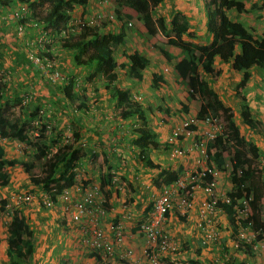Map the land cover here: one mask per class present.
I'll list each match as a JSON object with an SVG mask.
<instances>
[{"label":"trees","instance_id":"1","mask_svg":"<svg viewBox=\"0 0 264 264\" xmlns=\"http://www.w3.org/2000/svg\"><path fill=\"white\" fill-rule=\"evenodd\" d=\"M118 5L125 8L127 18L136 17L142 22L148 34L157 32V27L152 16V9L163 0H116ZM203 4L206 31L210 34V41L207 44H200L194 41L195 34L189 30L188 20L185 15L180 12L173 13L169 28H162L164 44L177 47L184 53L188 65V76L186 86L188 88V96L191 99L199 100L203 110L197 112L196 117L203 119L211 116L221 124L220 133L206 143L207 165L214 167L219 172H225L227 162L229 168L230 189L225 195L229 198V203L217 200L218 207L227 215L232 233L236 232L235 217L237 213L235 208L241 206L239 197L251 193V200L248 202L249 211L245 217L239 216L237 222L246 228L252 229V218L257 211L262 209L264 205L260 203V198L264 194L261 190L258 172L255 165L259 159V149L255 142L246 139L240 134L238 126L234 122V114L229 111L218 94L208 82L203 78L202 73L216 78L220 75L221 69H212V65L217 59L228 63L233 71L244 72L242 79L233 89V96L239 102V115L243 123L249 127L254 135L264 133V123L261 119L253 116L247 99L242 95L241 91L247 82L248 72L251 68H264V31L259 32L253 27L246 26L240 21H236L230 17V11L237 14L250 13L253 10H262L264 8V0L260 6L251 3L248 10L243 9L236 0H201ZM22 3L37 8V11L44 13L43 29L49 34L57 36L65 27L69 18V12L78 5H87V0H0V6L6 9L7 6ZM201 4V3H200ZM30 8V7H29ZM261 15V14H260ZM259 15V16H260ZM116 19L121 20L119 11H116ZM39 21L31 14L25 16L19 22ZM78 30L79 36L70 44L68 40L57 38L56 42L60 43V47L73 51V62L84 68H89V73L98 76H104L106 69H114L119 66L130 80L140 82L142 80V72L148 64V59L139 51L126 54L122 51V56L126 62L117 63L115 54L117 49L124 44L125 34L114 32H103L99 25L93 27H80V24H73L71 30ZM184 36L189 39L185 40ZM74 34L67 31V38L72 39ZM90 50V54L87 52ZM162 55L167 57L165 51L160 49ZM93 71V72H91ZM93 73V74H92ZM89 75V76H90ZM88 76V77H89ZM90 77V78H91ZM110 79V74L106 75ZM162 76L156 72L151 73L150 86L157 88L159 82H162ZM106 86V85H105ZM62 97L70 104L75 101L81 102L85 96L80 95V91L76 92L71 80L55 86ZM108 90H113V100L115 104L114 119L124 120L132 116H137L140 120H144L143 110L140 104L131 101V92L128 88L116 90V86H106ZM82 91L84 88L81 86ZM79 93V94H78ZM81 105V103H80ZM82 106V105H81ZM78 107V106H77ZM8 106L0 108V140L12 138L25 144L37 145L40 154L47 156L45 153L49 145L54 143L57 138L46 134L35 135V143L30 141V137L26 136L28 129H32L30 133L35 132V124L32 125V118L35 116L34 108H26L24 114L8 116L6 112ZM79 108V107H78ZM34 122V121H33ZM29 129V130H30ZM49 134V133H47ZM138 136L133 139V145L138 149V157L148 164V152L151 149H161L167 151L170 144L167 142H153L148 138L145 129H137ZM73 137L78 142V134L73 132ZM52 153L47 162L44 173L40 177H34L28 171L27 176L29 182L33 186H40L43 191L52 188L61 191L72 185L75 180V166L78 165L77 160L82 156V152L77 145H63ZM90 153V152H88ZM87 153L85 152V155ZM143 156V157H142ZM29 159H32L29 157ZM15 163L14 159L4 157V147L0 141V186H4L9 181L8 165ZM26 169H29L28 167ZM182 167L174 170L161 171L153 179L155 187L159 188L161 184H170L175 181ZM205 181L212 180V175L205 172ZM195 184V183H194ZM105 199L108 196L107 191L103 189ZM7 200L0 199V212L8 213L7 231V256L9 264H28L32 260L34 248V239L32 230L25 222L23 214L19 208L6 207ZM103 206L106 204L103 202ZM253 229H257L259 235H264V216ZM243 251L247 252L246 243L242 245ZM241 250V249H240ZM166 263L167 258L161 259ZM194 264L195 261H188V264Z\"/></svg>","mask_w":264,"mask_h":264},{"label":"rangeland","instance_id":"2","mask_svg":"<svg viewBox=\"0 0 264 264\" xmlns=\"http://www.w3.org/2000/svg\"><path fill=\"white\" fill-rule=\"evenodd\" d=\"M175 1L176 0H163L161 1L162 3H160L156 8L152 9V16L158 30L154 34H148L145 28L143 27L142 22L138 20L135 16L132 18H127L126 13L129 11H125V8L123 7L121 8L116 0H106V5H107L106 7H101L100 6L101 4L97 3V1H92V2L89 1L82 14H79L81 13L82 10L81 8H78L80 5L75 6L69 12L67 25H65L63 29L65 31V35L62 39L68 41L70 40V44H72L75 41V39L79 36L77 30L70 31L71 26L75 24V22L77 23L79 19L82 20V18L86 15H95L97 12H100L101 15L103 16H100L96 24L100 26V29L103 32H114V33H116L117 31L122 32L125 34L126 39L128 40L127 45L124 44V47H127V50L132 48L134 50H138L145 53L146 58L148 59V64L142 72L143 75H142V80L140 82H135L134 80L132 81L128 79V77L125 76L122 70H119L117 74H113L111 72L113 69H106L104 76L100 74L96 76L94 74L91 77L90 75L91 73H89L90 70L84 73L85 69H82L77 73H74V75L72 73H71L72 75L71 74L69 75L67 72V69L69 68V62L68 64L66 63L65 66H63L62 64H60V62H58L60 66L59 70L60 72H62L65 79L72 80L75 86V91L76 92L80 91L79 92L80 95L84 94L85 96L84 99H86L87 101H90L94 97H97L102 99L99 101L104 100L106 102L107 101L109 102L110 95L102 94V91L103 92L108 91L106 86H111V87L116 86L115 88L119 87V89L122 88L120 86L129 87V90L131 91V101H135L141 105L143 110L144 120H140L137 116H132L127 120H131L132 118H135L134 124L128 123L129 125L128 127L135 130L137 129V127L141 129H145L144 127L146 126L145 120L147 121L149 118H151L153 121H151L150 126L155 128L158 127L160 132H155V133L158 136H161L159 138H163L165 140L168 134L170 133L171 128L174 127L176 124L180 123L182 119L195 116L197 112L203 110L202 104L200 103L199 100L191 99L188 96L187 93L188 88L186 86V80L188 76V65L184 53L181 52V50L178 49L177 47L164 44L161 41V39L163 38L162 27H164V24L167 27L170 26V22L172 18L171 14L173 12L172 7L174 6L178 7L177 3H179V5L182 8H186L183 7L185 6V3H187L185 2L186 0H177V3ZM190 1H191V7L196 6L195 0H190ZM236 1L240 4V6L243 9L248 10L251 3H256L258 6H260L263 0H236ZM199 6H201V4H199ZM33 8L34 11L32 10V8H30L32 16L36 17L37 19L43 20L44 13L37 11L38 9L35 7ZM110 11L111 12L113 11L112 15H116V11H119L121 15V20L116 19L118 21L116 22L115 19L114 20L109 19L107 17V14ZM229 14L232 19L242 22L247 27L248 26L253 27L259 32L264 31V8L259 11L253 10L250 13H241V14H237L235 11H230ZM194 17H191L190 15L188 17V19L190 20L193 19L192 22H194L192 26L193 27L192 30L194 33L200 32V36H202V32H204L203 30H205V23H204L205 17L203 13L198 14L196 12ZM190 20H188V22H190ZM128 22L131 23L130 26H127ZM196 23H198V26L196 25ZM12 24L13 22H0V108L4 109L6 104L8 106V108H6V112L8 116L24 114L26 108H34V112H36V114L32 118V120L34 122H37L35 125L36 131L30 133L32 129L29 128L30 130L28 129V133L26 136L30 137L29 139L32 143L36 142L35 135L39 133L46 134L49 136H55L57 140L49 145V148L45 152L47 156H45L43 154H40L39 147H37V145L25 144L21 141L13 140V139H10V142H7V139H4L6 146L10 147L11 150L10 151L11 153L9 155H6V157L10 156L9 159L15 160V163L8 165L7 170L10 172L11 175H15V172L17 173L19 172L22 175L23 174L27 175L28 171H30V174L32 173L31 175H33L34 177H40L44 173L49 156L52 153H54L58 148H63L62 147L63 145H77L82 152L81 157H83L86 152L85 144L87 145L88 143L89 145L92 144L96 149L94 153L92 152L87 153L89 155V158L91 159V160L89 159L88 163L89 164L91 163L92 167L93 166L95 167L97 164H100V161L98 162L97 157L101 151L100 148V146H102V144L100 143L101 141L91 143L89 141H85L84 139L78 140V142L74 140L73 132H76L77 134L78 132H77V128L73 127L72 121H70V111H68L67 109L65 110L59 109L61 105L65 106L66 104H68V101L62 97L61 93L54 85H51L48 82L45 73L39 72L37 69L32 67L30 63L27 61V58L25 60L24 57V54L26 56L27 50L36 51L37 48H39L38 44H43L44 47L49 50L48 55L53 60L57 61L58 60L57 58L59 57L58 49L61 48L59 46L60 43L55 42V40L54 42L53 41L38 42L39 40L38 32L30 33V35L28 36H25L26 33L17 36L13 34ZM66 31H68L69 33L72 32L74 34V37L72 39H68L66 37ZM195 38H196L195 41H199L200 44L209 43V41L204 42L205 41L204 38H200L199 34L198 36H195ZM184 39L188 40L189 38L187 36H184ZM160 49L165 51L167 57L161 54ZM120 50L121 47L118 49V52L116 53L122 56V52ZM87 54H90V50L87 52ZM25 61H27L29 64H26ZM65 62L66 61H64L63 64H65ZM217 68H221L222 72L215 79L210 78V75H207L205 73H203V76L205 80L208 82L209 86L214 88L215 92L218 94L224 106L234 114V122L238 126L240 134L248 140L253 139V141L257 144V146H259L260 158L258 159V162L256 163L255 167L257 170H259L258 175H259V180L262 182L261 184H264V134L260 136L251 133L249 127L246 126L241 120V117L239 115V108H238L239 102L233 96L234 86L237 83L238 79H242V72L233 71L230 65L223 63V61H221L220 59H217L215 61V64L212 65L213 70H216ZM152 72H156L160 74L163 78L162 82H159L157 88H152L150 86V78ZM6 74H9L10 76L9 80H4V76ZM109 74L110 76H112L110 77V79L106 77V75ZM249 75L253 78L254 82L250 84V87L249 86L246 87V93L248 94L246 99L247 101H249L250 110L252 111L253 116L256 118L260 116L262 118V122L264 123V68L263 69L253 68L249 72ZM36 77H40L39 80H41V84L39 86H35L34 81H32V79H37ZM115 80L117 82L114 83ZM81 86L84 88V91H82ZM50 90L51 92L50 94H48L47 92ZM100 94H102L104 97H100L99 96ZM25 97H27V101L25 102V104H23L22 100ZM79 104L80 103L77 100L75 101L74 105H72V107H74V109L76 110V114H78L80 110V107L79 108L77 107L79 106ZM115 110L116 109L114 105L113 107H111V111H108L106 116L110 118H114ZM96 111L97 109H95L94 114ZM71 112L73 113V110ZM33 121H32V125H33ZM138 122L140 123V126L135 127V123ZM125 130H127V126L123 127L121 131H125ZM47 132L49 134H47ZM216 133L219 134L220 132L217 130L215 134ZM2 140L3 139H1V141ZM192 141L193 140L191 138L189 144H191ZM183 142L184 139H181L179 140L178 143L181 149L185 151V153L182 154V156L174 157L171 160L175 165L183 168L182 174L186 170L196 173V182L198 184H202L201 182L205 181L204 177L201 176L198 172H196L198 168V166H196V161L192 162L190 153L189 151H187L189 144L187 145ZM82 144H84V146H81ZM192 154H194V149ZM29 157H31L32 159H29ZM164 158L165 160H168L166 155L164 156ZM107 161L108 159H106L103 155V165H105ZM14 165H16V167H14ZM27 167L29 169H26ZM229 168L230 165L227 162L226 172L219 173L218 176H221L220 179L218 178V176L216 178V188H219L223 180L227 181L229 179L228 178ZM74 172H75V180H74L75 184H73V186L75 187V189L76 190L82 189L83 192L89 186L96 185L99 187L100 190L98 199L102 201L103 196L105 195L103 193V184L101 183L98 184V182H95L93 179H88L83 168H80L79 163L77 166H75ZM106 173L108 174L109 177L112 176L111 175L112 172L111 173L106 172ZM27 180L29 181L28 176H27ZM101 181H102V177H101ZM108 182L110 181L108 180ZM119 183L120 181L117 178L115 183L113 182L111 184H119ZM224 184L225 185L223 186V188H219L218 191L215 188L218 194H224L225 191L227 190L226 182H224ZM41 188L42 187L40 186L37 187L33 186L32 189H28V192H31L35 196L38 195L40 196L43 191ZM69 190L71 192V195L75 196V194L71 191V188ZM199 190L200 189H198V191ZM35 202H38V199H34L30 203H25L22 206L26 204H33ZM11 208L12 207L8 209ZM51 209H56V208H51ZM263 216H264V211L261 209L258 210L257 214H254L252 218L253 221L252 229H248L247 231L244 230L248 234L246 236H248L250 239L251 238L255 239L256 246L261 248L262 251L264 249V244L263 245L261 244V240H263L264 235H259V234L256 235L253 227H255L257 223L262 220ZM1 217L3 223L2 225L6 227L8 223L7 222L8 213H2ZM104 218H99V219L103 220ZM218 222H219V217L217 215L216 225L218 227V231L220 232L219 233L220 237H219V243L216 244L217 245L216 247H218L219 251L221 250V257H219L218 261L226 257L228 258L235 257L234 260H229L225 264H241V262H243L244 264L245 262L243 259L240 261L237 260V258L239 257L237 256V253H240L239 249L235 251L228 250L230 249V244L232 242V239H230L229 241L227 240L228 231L226 229L222 230V228L225 227V224L219 226ZM131 223L136 224L134 221H132ZM223 231L224 233H226L225 236L223 235L224 234ZM138 239L140 240V242L141 241L142 242L139 245L136 244L135 246L140 247L141 250L146 247L145 237L139 236ZM123 245L125 246L124 243ZM242 257H246V256H241L240 258ZM258 257L260 258L261 256ZM59 258L62 259V264H68L69 259H66L63 256H60ZM113 258L114 257H111L109 259V262H111ZM260 261L261 258L259 262ZM249 264H253V263H249Z\"/></svg>","mask_w":264,"mask_h":264},{"label":"crops","instance_id":"3","mask_svg":"<svg viewBox=\"0 0 264 264\" xmlns=\"http://www.w3.org/2000/svg\"><path fill=\"white\" fill-rule=\"evenodd\" d=\"M175 2L177 3V0ZM185 2L187 3H185V6L183 7L186 8H182L179 5V3H177L178 7L175 6L172 7L173 12L171 16H173V13L175 12H180L186 16L187 20H190L188 19L189 15L191 17H194L195 12L198 14L203 13L204 15L203 4L201 0L200 1L195 0L196 6L194 7H191L190 0H186ZM200 3L201 6H199ZM0 8L3 7L0 6ZM192 20L193 19H191L190 22H188L190 24L189 30H192L193 28L192 26L194 22H192ZM14 23L15 22H13L12 27ZM196 25L198 26V23H196ZM164 27L169 28L165 24ZM203 31L204 32H202V36H200V32L199 33L197 31L196 32L199 34L200 38H204L205 40L204 42L210 41L211 39L210 34L206 31V26H205V30ZM34 32H37L36 29L27 30L25 32L26 33L25 36H28L30 35V33H34ZM116 33L123 34L122 32H118V31ZM197 33H194L195 36H198ZM124 37H125L124 44L127 45L128 40L126 39V36ZM68 42L70 43V40ZM124 44L121 45V50H120L121 52L124 51L126 54H130L138 51L132 48L127 50V47H124ZM139 52L146 57L145 53L141 51ZM58 53H59V57L57 58L58 59L57 63L60 62V64L65 66L66 63L68 64L69 62V68L67 69L69 75L71 73L74 75V73H77L82 69H85L84 73L89 71V68L78 66L73 62L72 60L73 51L61 47L60 49H58ZM24 57L26 60L25 54ZM115 60L117 61L118 64L121 62H126V59L124 57L122 58V56L118 53L115 54ZM64 61H66L65 64H63ZM25 63L29 64L27 61H25ZM251 69L246 71L248 72V75ZM119 70H122V72H124V70L121 69L119 66L114 68L111 72L113 74H117ZM243 73L244 72H242V75ZM201 74L203 76L202 71ZM36 78L37 79H32V81H34L35 86H39L41 84V80H39L40 77H36ZM239 80L241 81V79H238L237 83L240 82ZM115 82L117 81L115 80L114 83ZM253 82H254L253 78L249 75L247 78V82L246 84H244V87L241 91L242 95L245 98L248 95L246 93V87L248 86L250 87V84H252ZM120 87H122L120 90L126 88L129 89V87H123V86ZM116 90H119V87L116 88ZM50 92L51 90L48 91L47 93L50 94ZM110 93H113V90L111 91L108 90L107 92L102 91L103 95H110L109 102L108 101L106 102L104 100L99 101L102 99L97 97L93 98L96 100L93 99L90 101H87L86 99L82 100L81 102H79L81 103L82 106L79 104L78 107H80V110L78 114H76V110L74 109V107H72V105H74L75 102L72 104L68 102V104H66L65 106L61 105L59 109L61 110L67 109L68 111H70V121H72L73 127L77 128L78 140L84 139L85 141H89L91 143L101 141L100 143L102 144V146H100L101 151L97 157V160L98 162L100 161V164H97L95 167L94 166L92 167L91 163L90 164L88 163L90 159L88 154L86 155L84 154V156L80 157L77 160V162L79 163L80 168H83V170L85 171L88 179H93L95 182H98V184L99 183L103 184V189L107 191L108 196L105 199V195H104L102 200L106 204L105 206L106 218H104L103 220L100 219V224L105 225V223L110 219L121 220L124 225V233H125L123 240L125 246L123 245L122 247L123 249L124 248L132 249L133 252L131 256H128L125 259L122 258L120 259L119 255H116L111 260V262H109V264H140V263L148 264L140 252L142 249L140 250V247L135 246L136 244L139 245L142 242V241L140 242V240L138 239V237L142 235L138 232V227L136 224L139 223L141 220H143L150 213L152 209L153 200L156 198L158 194L159 189L155 187V184L153 183V179L161 171L164 172L166 170H174L179 166L175 165L171 159L167 158L168 160H165L164 156L167 154V151H162L161 149H156V150L151 149L148 152V156H147L149 162L148 164H146L138 157L139 151L133 145V141H134L133 139H135L138 136L137 129H141V128L137 127V129L135 130L128 127L129 126L128 123L134 124L135 118H132L131 120H127V119L116 120V118L114 119L106 116L108 111H111V107L115 105L113 104L114 101L112 100L113 94ZM102 94H100L99 96L104 97ZM95 109H97V111L94 114ZM72 110L73 113L75 114L71 112ZM257 119H261V117L258 116ZM151 121H153L151 118H149L147 121L145 120L146 126L144 127L145 130L147 131L148 138L152 140L154 143L165 142L166 141L165 139L159 138L161 136H158L155 133V132H160L159 128L150 126ZM126 126H127V130L121 131L123 127ZM136 126H140V123L139 122L135 123V127ZM263 134H260V136ZM4 139L0 141L2 146L4 147V157L9 159L10 156L6 157V155H9L11 153L10 152L11 150L10 147L6 146ZM6 139L7 142H10V139L12 138H6ZM249 140L253 141V139H249ZM189 141L190 139L187 140L184 139L183 143L188 145ZM85 146H86V153L88 152L94 153L96 151V149L92 144L89 145L88 143L87 145L85 144ZM257 147L258 149H260L259 146ZM192 152L193 150L189 151L190 157L193 162L196 161L195 159H197L198 156H197V152L194 151V154H192ZM103 155L106 159H108L105 165H103ZM14 167H16V165H14ZM106 172H110V173L112 172L111 174L112 176L109 177ZM101 177H102V181H101ZM114 178L115 181L118 178L120 183L111 184L113 182L115 183V181H112V179ZM218 178L220 179L221 176H218ZM108 180L110 182H108ZM224 182H226V189L229 190L231 187V183L229 179L227 181L223 180L219 188H223V186L225 185ZM29 183L30 182L27 180V175L25 174L22 175L19 172L18 173L15 172V175L10 174L8 183L4 186H0V199L8 200L9 197L13 194H19L18 192L20 193L28 192V189L33 188V185ZM73 184L75 183L73 182L72 185L68 188L69 189L71 188V191L75 194V196H72L73 200H75L81 195L82 189L76 190ZM201 187L202 185H199V187L194 188L195 203H198L200 200L205 199L206 197L203 194L204 192L202 191ZM260 188L261 190H264V184H260ZM198 189L200 190L198 191ZM260 203L264 205V194L260 198ZM19 210L23 214L25 218V222L31 228L32 236L34 239V248L32 253L33 258L30 262L28 261V264H57V263L62 264V259L59 258L60 256L69 259L68 264H89L91 257H88L86 254L82 253L79 245L81 238L80 226L81 224L83 225V223L85 222L84 220H81L78 223H72L69 221L68 216L64 215L61 210L44 208L38 202L21 206ZM1 214H0V264H9V257L7 256V251H6L7 231H6V227L2 225L3 223H2ZM199 214H200L199 209H197V207L196 208L193 207V210L191 211L188 218H183L179 216L177 212L169 211L166 220L164 222V228L167 232L171 233L177 238L180 244L179 255L185 261L188 262L192 260L196 262L194 264H218L222 260L218 261L219 257H221V250L220 251L218 250V247H216L217 245L201 246L200 244L199 241L200 230L197 225L200 221V219H198ZM218 217H219V222H218L219 226L225 224V227L222 228V230L226 229L228 231L227 240L229 241L230 239H233V235H231V232L228 228L225 214L219 213ZM132 221H134L136 224H132L131 223ZM225 234L226 233H224L223 235L225 236ZM261 244L262 245L264 244V237L263 240H261ZM244 253L245 252L243 251H241V253H237V256H239L237 258L238 261L243 259L245 262L244 264H249V263L264 264V249L263 252H261L259 248L258 251H253L251 254H248V256L246 255V257L240 258L241 256H243ZM258 256H261L260 262H259L260 258ZM241 264H243V262H241Z\"/></svg>","mask_w":264,"mask_h":264},{"label":"built area","instance_id":"4","mask_svg":"<svg viewBox=\"0 0 264 264\" xmlns=\"http://www.w3.org/2000/svg\"><path fill=\"white\" fill-rule=\"evenodd\" d=\"M91 1H97V3L101 4V7L106 5V0ZM30 14L31 11L28 5L22 3L10 5L6 9H0V22H15L12 30L13 34L17 36L23 35L27 30L41 28L39 23L34 20L23 23L19 22ZM100 16H103L100 12H97L95 15H86L82 20L79 19L77 24H80V27H93L97 25L96 23ZM107 17L114 20L112 14H108ZM130 25L131 23L128 22L127 26ZM63 34L64 32L61 31L55 35L59 38ZM57 38L49 34L47 30L42 29L39 31L38 42H54V40L56 42ZM38 46L39 48L36 51H26L27 61L39 72H44L51 85L57 86L65 83L67 80L62 72H60L57 61L48 55L49 50L43 44H38ZM9 79V74H6L4 80ZM26 101L27 97L22 100V103L25 104ZM36 123L33 122L35 125ZM217 130L220 132L221 124L216 121L215 117L208 116L199 119L195 115L182 119L180 123L172 127L166 138V142L170 144L166 154L168 159L182 156L185 153L179 146V140L192 138L193 141L187 151L194 149L197 152L196 166L198 168L196 172L204 178L205 172H208L213 177L212 180H207V185L203 187L207 198L199 204L200 221L197 225L202 233L199 240L201 246H212L219 243L220 236L216 225V216L218 213H221V209L217 205V200L226 204L229 203L228 196L224 194L218 196L214 192L216 178L219 173L224 172H219L214 167L207 165L206 143L217 135L218 132L215 134ZM81 146H84V144ZM182 172L183 170L172 183L160 185L158 194L153 202L152 210L143 220L136 224L138 232L145 237L146 247L141 250V254L148 264H187L179 255L180 244L177 238L164 228L166 214L171 209H175L181 215H187L192 209L191 190H194L196 187L194 184L196 182V173L187 170L183 174ZM112 181H115V178ZM99 193V187L92 185L86 188L78 198L73 200L69 188L61 191L52 188L48 191H42L40 196H35L31 192L13 194L9 197L6 207L19 208L25 203L38 199L39 204L44 208L61 210L72 223L84 220L85 222L80 226L81 238L79 242L82 253L91 257L89 264H109L111 257L119 255L120 258L125 259L131 256L133 252L132 249H123L122 247L124 225L121 220L110 219L105 225L100 224L99 218L106 217V210L103 207V202L98 199ZM240 198L241 206L235 208L237 213V217H235L236 232L228 250L235 251L239 249L241 253L240 249H242L243 243H246L248 252L252 253L253 251H258L259 247L256 246L255 239H250L246 236L248 234L245 231L251 228L249 226L244 228L237 222L239 216L245 217L248 214V202L251 200V193L243 195ZM254 232L256 235L259 234L255 229ZM260 251L263 252L261 248ZM246 255L247 253L243 254V256ZM163 257L167 258L166 263L161 261ZM234 259L235 257H226L218 264H225L227 261Z\"/></svg>","mask_w":264,"mask_h":264},{"label":"clouds","instance_id":"5","mask_svg":"<svg viewBox=\"0 0 264 264\" xmlns=\"http://www.w3.org/2000/svg\"><path fill=\"white\" fill-rule=\"evenodd\" d=\"M88 2L89 1H91V0H87ZM92 2V1H91ZM107 5H105V6H103V7H106ZM30 8H31V6H29ZM78 8H81L82 10H81V13H79V14H82L83 13V11L85 10V8H86V5H80ZM33 10V9H32ZM113 12V11H112ZM112 12L110 11L108 14H112ZM107 14V15H108ZM32 15V14H31ZM34 17V16H33ZM113 17H114V19L116 20V15H113ZM36 18V17H35ZM37 19V18H36ZM68 21V20H67ZM38 23H39V25L41 26V28H39V29H36V31L38 32V34H39V31L40 30H42L43 29V27L42 26H44V24H43V21H41V20H39V21H37ZM116 22H118L117 20H116ZM75 24H77L76 22H75ZM66 25H67V23H66ZM96 26V25H95ZM63 29H64V27H63ZM63 32H64V34H63V36L62 37H59V38H63L64 37V35H65V31L64 30H62ZM70 31H75V30H71V28H70ZM78 31V30H77ZM66 37H67V31H66ZM73 86H74V84H73ZM74 89H75V86H74ZM166 142V141H165ZM183 170V169H182ZM229 173V172H228ZM204 180H206V178H204ZM206 182L207 181H204V182H201L202 184H198L197 182H195V186L196 187H199V185H202V187H201V189H202V191H203V187H205L207 184H206ZM215 188H216V186H215ZM215 188H214V192L219 196H221L222 194H218L217 192H216V190L218 191V188H216V190H215ZM192 191V196H191V199H192V209H191V211L193 210V207L195 208V207H197V209H199V204L204 200V199H202V200H200L198 203H195L194 202V190H191ZM228 191V190H227ZM227 191H225V193H224V195L226 194V192ZM204 192V191H203ZM204 195H205V193H204ZM206 196V195H205ZM227 196V195H226ZM205 198H207V196L205 197ZM240 198V197H239ZM152 207H153V204H152ZM170 211H173V212H177L175 209H171ZM191 211L187 214V215H181L180 213H178L177 212V214L179 215V216H181V217H183V218H188V216L190 215V213H191ZM169 213V212H168ZM167 213V214H168ZM221 213L222 214H225V217H226V219H227V224H228V228H229V230H230V232H231V235H233V239H234V235H235V232L234 233H232V230H231V227H230V224H229V222H228V218H227V215H226V213L224 212V211H222L221 210ZM167 214H166V217H167ZM219 214V213H218ZM217 214V215H218ZM198 219H199V217H198ZM200 230V229H199ZM201 230H200V235H199V240H200V236H201ZM222 243H224V242H222ZM214 245H216V244H214ZM214 245H212V246H214ZM241 251H243V249H241ZM243 252H245V251H243ZM248 254V251L247 252H245L244 254ZM251 253V252H250ZM249 253V254H250ZM187 262V261H186ZM187 264H188V262H187Z\"/></svg>","mask_w":264,"mask_h":264}]
</instances>
